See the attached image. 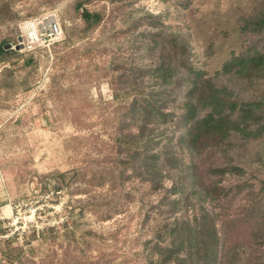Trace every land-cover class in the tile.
I'll list each match as a JSON object with an SVG mask.
<instances>
[{"label": "rangeland", "instance_id": "374dc122", "mask_svg": "<svg viewBox=\"0 0 264 264\" xmlns=\"http://www.w3.org/2000/svg\"><path fill=\"white\" fill-rule=\"evenodd\" d=\"M79 1L101 12V21L88 26ZM262 11L264 0H0V43L13 51L0 57V264H146L144 243L164 190L132 176L123 193L133 197H123L111 217L98 219L87 207L94 196L116 191L118 158L125 155L118 136L136 130L127 113L134 87L155 82L143 71L161 55L148 30L178 32L206 77L264 107V69L223 72L242 52H264V33L247 26ZM31 21L40 28L58 21L63 32L32 42L25 27ZM220 146L246 171L222 182L244 186L230 207L236 212L249 203L246 193L264 187V135ZM73 170L108 177L82 185L86 191L77 192L81 181L56 191L53 174Z\"/></svg>", "mask_w": 264, "mask_h": 264}, {"label": "trees", "instance_id": "16d2710c", "mask_svg": "<svg viewBox=\"0 0 264 264\" xmlns=\"http://www.w3.org/2000/svg\"><path fill=\"white\" fill-rule=\"evenodd\" d=\"M77 7L82 9L88 26L101 21L102 13L90 10L83 1ZM247 21L254 33H264L263 11ZM148 32L152 35L150 43L159 48L161 55L155 65L141 70L155 82L148 86L143 80L134 87L136 97L127 113H131L136 130L118 136L123 146L119 152L125 155L118 158V167L122 168L118 183L113 185L116 191L112 196H94L87 208L98 219H108L123 197H133L130 191H123L124 183L135 176L154 192L164 190L151 226L153 236L144 243L146 264H264V187L256 196L246 193L252 195L249 203L231 212L244 186H223V178L229 174L243 176L246 171L227 147L220 146L239 137H262L264 107L256 101L239 99L234 88L206 77L194 66L190 43L178 32L166 36ZM7 45L0 43V57L13 52ZM253 66L264 69V52L251 56L242 52L225 65L223 72L240 74ZM235 148L242 150L244 146ZM53 175L56 191L81 181L77 192L88 190L82 185H100L108 177V173L87 174L80 170ZM166 180L171 186H166ZM245 226L251 233L248 239L242 233ZM241 234L242 241L237 238Z\"/></svg>", "mask_w": 264, "mask_h": 264}, {"label": "built area", "instance_id": "2783aa9c", "mask_svg": "<svg viewBox=\"0 0 264 264\" xmlns=\"http://www.w3.org/2000/svg\"><path fill=\"white\" fill-rule=\"evenodd\" d=\"M26 37L30 41H42L58 38L62 31V27L58 21H52L40 28L36 21L26 24Z\"/></svg>", "mask_w": 264, "mask_h": 264}, {"label": "water", "instance_id": "95a60500", "mask_svg": "<svg viewBox=\"0 0 264 264\" xmlns=\"http://www.w3.org/2000/svg\"><path fill=\"white\" fill-rule=\"evenodd\" d=\"M12 45L11 44H9L8 46H7V48H9V47H11ZM19 48V47H18Z\"/></svg>", "mask_w": 264, "mask_h": 264}]
</instances>
